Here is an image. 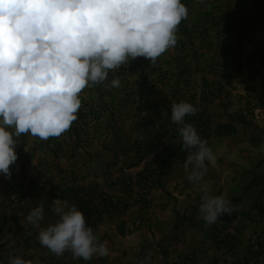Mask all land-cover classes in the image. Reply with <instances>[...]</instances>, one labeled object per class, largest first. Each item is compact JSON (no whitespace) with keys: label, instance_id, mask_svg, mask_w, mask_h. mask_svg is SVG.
Segmentation results:
<instances>
[{"label":"crops","instance_id":"0c3cea01","mask_svg":"<svg viewBox=\"0 0 264 264\" xmlns=\"http://www.w3.org/2000/svg\"><path fill=\"white\" fill-rule=\"evenodd\" d=\"M181 2L188 18L178 26L176 45L155 63L130 59L109 70L104 82L89 84L80 93L77 119L59 137L13 135L18 159L10 165V179L0 173V205L14 186L22 202L3 226L0 217V235L20 244L14 256L4 248L0 264L14 257L38 259L40 264H264V215L257 205L260 199L264 203V0ZM116 77L121 87L112 88ZM196 90L203 92L206 109L205 124L191 115L189 123L198 134L204 137L218 126L235 130L228 137L214 136L207 145L216 162L208 165L204 179L212 195H223L234 206L230 215L208 226L198 210L202 192L184 170L182 138L172 139L162 130L178 127L171 122L169 101L175 97V103L199 107ZM6 130L14 133L13 128ZM156 138L167 141L165 161L145 168L163 178L161 185H153L143 197L136 195L133 184L123 215L104 211L96 193L121 195L122 168L130 167L137 175L143 169L134 144L141 148ZM70 189L85 190L86 207L70 199ZM57 198L83 212L100 242H107V256L85 261L66 251L47 261L38 229L26 217L42 205V226L55 223L52 207ZM227 234L233 238V253L218 245ZM256 237L259 243L250 247L249 239Z\"/></svg>","mask_w":264,"mask_h":264},{"label":"clouds","instance_id":"9594fccd","mask_svg":"<svg viewBox=\"0 0 264 264\" xmlns=\"http://www.w3.org/2000/svg\"><path fill=\"white\" fill-rule=\"evenodd\" d=\"M188 14L181 0H0V173L10 179V165L18 159L13 135L59 137L77 119L82 90L104 82L109 70L130 59L155 63L176 45L178 25ZM110 86L121 87L119 77ZM170 107L187 153L184 170L202 192L198 210L208 226L234 206L223 195H212L204 179L216 158L185 122L197 108L184 101ZM52 211L58 219L47 226L42 205L26 217L38 229L41 246L57 257L68 251L85 261L109 254L107 242H100L76 205L57 198ZM9 264L40 261L14 257Z\"/></svg>","mask_w":264,"mask_h":264},{"label":"built area","instance_id":"2783aa9c","mask_svg":"<svg viewBox=\"0 0 264 264\" xmlns=\"http://www.w3.org/2000/svg\"><path fill=\"white\" fill-rule=\"evenodd\" d=\"M202 96H203V92L200 90H196V98L199 101L198 102L199 107H197L196 113L198 116L199 123L204 124V117L206 116L205 115L206 109H204V106L202 104V99H203ZM177 128L178 127H175L173 130H171L170 135H169L170 138L176 139V140L181 138V136L179 135L177 131ZM201 138L207 141V145H208L213 140L214 136L213 134L211 133L207 134L206 132L204 137H201ZM167 148L168 146H167L166 139H162L153 149L151 150L146 149L145 156L140 161V165L143 166V169L140 173L144 171V168L148 166L154 160V158L161 156L163 153L165 154L167 151ZM138 175L137 173H134L132 168L130 167H123L121 170V181L125 183L127 186L129 185L131 187V192H133V183L137 180ZM162 179H163L162 177H159L156 175H154L152 178H149V179L147 178L145 181V184H149V186L148 187L144 186L143 188H140V189L136 188V195L138 196L140 194L141 196L144 197L148 192L147 190H149L153 185H158V181L162 183ZM21 202H22L21 191L16 186L11 187L6 192V195L3 198L2 203L0 205V217L4 215L6 218L11 219L14 216H16L17 210L19 209ZM111 203L113 204L114 207H116V210L118 211L119 215H123V213L126 211L125 207L127 204L130 203V200L128 198L124 199L121 197V195H119L117 197H112ZM108 211L111 212L109 209ZM8 241L9 239L0 235V249L4 246H9V245L13 246V243L12 244L9 243V245L6 244L8 243ZM44 251H45L44 255L47 261L49 263L54 261L56 256L52 254L51 252H49L45 247H44ZM0 263H1V259H0Z\"/></svg>","mask_w":264,"mask_h":264},{"label":"trees","instance_id":"16d2710c","mask_svg":"<svg viewBox=\"0 0 264 264\" xmlns=\"http://www.w3.org/2000/svg\"><path fill=\"white\" fill-rule=\"evenodd\" d=\"M179 26V28L181 27L180 25H178ZM181 30V29H180ZM174 98L175 97H173V100H174ZM173 100H170L169 102L171 103H173L174 101ZM192 100V99H191ZM169 103V104H170ZM192 105H193V102H190ZM197 108V107H196ZM195 116H197V114L195 113ZM198 117V116H197ZM190 121H192V118H191V116H188V120H187V122L189 123ZM197 121H198V118H197ZM205 124V123H204ZM175 128V126H170V128H168V131H167V126L166 127H164L162 130H163V135H165V134H169L170 132H171V130H173ZM204 129V128H203ZM204 131H206V129L204 130ZM207 132V134L209 133H211V132H208V131H206ZM235 133V130H234V128H232V127H229V126H218V127H216V129L211 133V134H213V136H215L216 138H223V137H228V136H231V135H233ZM144 140V139H143ZM160 140H162V138H156V140L154 141V142H151V143H146V145L145 144H143L142 145V147L140 148V147H138L137 146V144H134L135 146H136V149H137V154H138V157L140 158V161L144 158V156H145V153H146V149H153L154 147H156V145L160 142ZM164 153L161 155V156H159V157H156V158H154V160L151 162V163H153V162H156V161H161V160H163V161H165L164 160ZM150 163V164H151ZM149 166V165H148ZM148 166H146V168L148 167ZM127 167V166H126ZM144 169V171L142 172V173H140L139 175H138V177H137V180L133 183V184H136L137 186V189H140V188H143L144 186L145 187H148L149 186V184H145V181H146V179L148 178H152L153 176H154V174H152V172L151 171H148L147 169ZM161 174V173H160ZM162 175V174H161ZM161 182L160 181H158V186H160L161 184H160ZM121 184H122V187H124V189H122V190H120V193H122L121 194V197L122 198H124V199H127L128 197H129V195H130V193H131V187L128 185H126L125 183H123V182H121ZM132 185V184H131ZM147 189V188H146ZM93 190H96V189H93ZM148 191V190H147ZM93 192H95V191H93ZM68 194L70 195V199H72L74 202H75V204L77 205V206H81V207H83V205L86 207L87 206V203H86V201L87 200H85V198H83L82 196L83 195H85V190H83L82 192H80V191H77V190H73V189H70V190H68ZM89 194V193H88ZM88 194H87V196H88ZM96 196L99 198V200H100V202H101V204H100V206H101V208L105 211V209H106V212H109L108 211V209L111 211L110 213L111 214H114V215H116V216H119V213H118V211L116 210V207H114L113 206V204L111 203V199H112V197H107V196H104L103 194H101V193H96ZM83 204V205H82ZM257 205L260 207V214H262V215H264V207H263V205H264V203H263V199H260L258 202H257ZM130 205L129 204H127L126 205V209L129 207ZM94 210H95V208H94ZM2 217V219H1V223H2V226L4 225V223H6V217L3 215V216H1ZM14 218V217H13ZM0 223V224H1ZM7 239H9V241H8V245H9V243L10 244H12L13 243V246L12 245H9V246H4V247H2L1 249H0V253L1 252H3L4 251V248H8V250L11 252L10 253V255H12V256H14V254H13V252L15 251V248L17 247H19V244H20V242L18 241L17 242V244H16V242L12 239V238H7ZM263 241V239H260V242H262ZM15 243V244H14ZM257 243H259V238L258 237H256V238H251V239H249V241H248V244L250 245V247L251 246H255ZM218 245H219V247L221 248V249H224L227 253H233V252H235V250H236V248H235V246L233 245V238L232 237H230V235H225V237L224 238H219V242H218ZM13 248H14V250H13ZM7 251V250H6ZM43 252H45L44 250H43ZM237 264H241V262H238ZM242 264H245V262H243Z\"/></svg>","mask_w":264,"mask_h":264}]
</instances>
